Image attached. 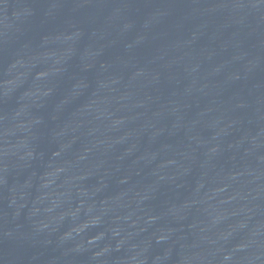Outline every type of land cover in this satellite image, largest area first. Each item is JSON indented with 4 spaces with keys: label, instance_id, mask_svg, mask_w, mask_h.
Wrapping results in <instances>:
<instances>
[{
    "label": "water",
    "instance_id": "obj_1",
    "mask_svg": "<svg viewBox=\"0 0 264 264\" xmlns=\"http://www.w3.org/2000/svg\"><path fill=\"white\" fill-rule=\"evenodd\" d=\"M0 264H264V0H0Z\"/></svg>",
    "mask_w": 264,
    "mask_h": 264
}]
</instances>
